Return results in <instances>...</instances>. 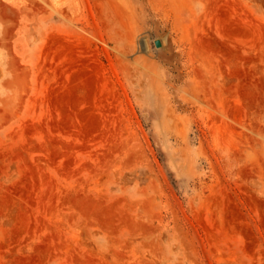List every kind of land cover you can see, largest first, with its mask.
Masks as SVG:
<instances>
[{"label": "rangeland", "instance_id": "1", "mask_svg": "<svg viewBox=\"0 0 264 264\" xmlns=\"http://www.w3.org/2000/svg\"><path fill=\"white\" fill-rule=\"evenodd\" d=\"M0 264H264V0H0Z\"/></svg>", "mask_w": 264, "mask_h": 264}, {"label": "water", "instance_id": "2", "mask_svg": "<svg viewBox=\"0 0 264 264\" xmlns=\"http://www.w3.org/2000/svg\"><path fill=\"white\" fill-rule=\"evenodd\" d=\"M160 43L158 41L155 42V46L159 47Z\"/></svg>", "mask_w": 264, "mask_h": 264}]
</instances>
